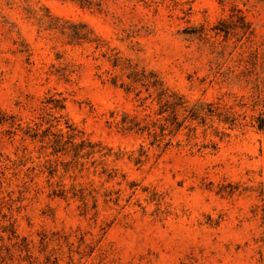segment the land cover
<instances>
[{
    "label": "rangeland",
    "instance_id": "374dc122",
    "mask_svg": "<svg viewBox=\"0 0 264 264\" xmlns=\"http://www.w3.org/2000/svg\"><path fill=\"white\" fill-rule=\"evenodd\" d=\"M0 264H264V0H0Z\"/></svg>",
    "mask_w": 264,
    "mask_h": 264
},
{
    "label": "trees",
    "instance_id": "16d2710c",
    "mask_svg": "<svg viewBox=\"0 0 264 264\" xmlns=\"http://www.w3.org/2000/svg\"><path fill=\"white\" fill-rule=\"evenodd\" d=\"M84 26H81L80 29L75 30L71 35L72 37H74L76 40H86L88 39V31H84L83 28ZM150 77H153V75L150 74ZM139 80H144L142 78H139ZM145 82H147V84L151 87H154V91L156 92V96L158 101H163V106L165 104H170L173 106L171 114H172V118L175 120V126H174V130H178L179 127L181 126L182 122H178L176 119V113H177V108H180L183 112H189V114L186 117H190L192 119L198 117V111L196 110H187L184 106V101L182 100V97L174 92H169L166 88H164L162 86V83L159 82L156 79L153 80H145ZM263 125V120L260 121L259 123V127H262ZM84 140H81L80 145L83 146L85 143ZM82 148V147H81Z\"/></svg>",
    "mask_w": 264,
    "mask_h": 264
}]
</instances>
